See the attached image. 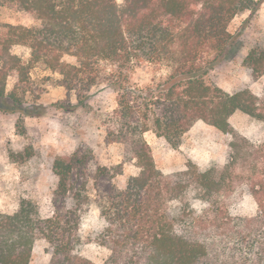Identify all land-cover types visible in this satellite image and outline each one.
Masks as SVG:
<instances>
[{"label":"trees","instance_id":"16d2710c","mask_svg":"<svg viewBox=\"0 0 264 264\" xmlns=\"http://www.w3.org/2000/svg\"><path fill=\"white\" fill-rule=\"evenodd\" d=\"M261 0H0V7L32 16L34 24H0V113L42 117L47 106L29 101L30 65L61 77L75 105L85 108L93 88L115 95L103 114L105 141L123 147L116 167H96L105 190L89 188L78 172L85 157L56 158L55 211L41 217L21 201L15 213H0V264H29L34 245L44 240L48 264H95L83 257L79 225L89 206L99 211L103 229L94 242L105 247L103 264H264V140L254 143L233 130L229 118L243 113L264 124V94L247 87L226 93L209 83L214 67L236 39L228 27L238 16L258 11ZM26 46L29 64L12 53ZM242 66L253 79L264 76V48L256 46ZM138 71L153 75L134 80ZM14 87L6 90L9 78ZM197 122L230 136L226 161L205 169L188 162L165 174L152 156L145 134L153 132L177 148ZM127 163L140 172L125 186L114 180ZM193 190L204 207L197 211L185 195ZM246 191L255 216L229 214L225 201ZM94 191V194L92 192Z\"/></svg>","mask_w":264,"mask_h":264},{"label":"rangeland","instance_id":"374dc122","mask_svg":"<svg viewBox=\"0 0 264 264\" xmlns=\"http://www.w3.org/2000/svg\"><path fill=\"white\" fill-rule=\"evenodd\" d=\"M120 3L122 0H116ZM258 1V0H254ZM250 12L238 15L228 30L234 36L233 46L228 56L209 73L207 81L226 93L247 87L256 95L264 94V76L253 79L242 66L247 53L254 47L264 48V0L257 13L249 19ZM0 24L21 25L30 28L34 24L32 16H26L11 7H0ZM25 64H29L30 50L26 46L12 49ZM27 97L29 101L47 106L45 114L39 118H22L19 114L0 113V213H15L21 201L33 203L41 217L47 218L55 211L54 192L57 179L52 172L56 158L68 157L75 153L85 157V164L78 175L87 180L89 188L105 190V180H97L96 167L112 168L123 161V147L105 141L101 119L103 114L115 107V95L103 87L93 88L85 108L63 111L62 105H75L73 94L67 95L60 84L58 74L44 70L40 65H30ZM153 75L138 71L134 80L148 83ZM15 78L7 81L10 92ZM234 131L254 143L264 140V124L240 112L229 118ZM151 148L156 167L165 174L181 171L188 162L205 169L211 164L222 166L227 157L230 136L197 122L184 136L182 144L171 147L163 138L153 132L145 134ZM140 169L135 163L123 166L121 175L114 180L117 188L125 186L131 176ZM94 194V191L92 192ZM193 208L200 211L204 202L197 198L195 191L186 195ZM232 216L249 217L257 214V205L244 190L225 201ZM104 227V222L95 206L91 205L79 225V235L83 245L81 255L95 264H103L110 252L94 242V237ZM50 249L44 240L34 245L29 264H48Z\"/></svg>","mask_w":264,"mask_h":264}]
</instances>
